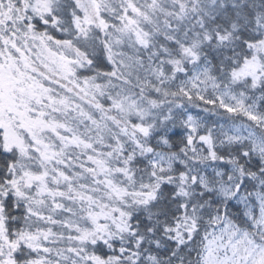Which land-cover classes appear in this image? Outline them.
Segmentation results:
<instances>
[{
    "label": "snow or ice",
    "instance_id": "1",
    "mask_svg": "<svg viewBox=\"0 0 264 264\" xmlns=\"http://www.w3.org/2000/svg\"><path fill=\"white\" fill-rule=\"evenodd\" d=\"M0 264H264V0H0Z\"/></svg>",
    "mask_w": 264,
    "mask_h": 264
}]
</instances>
